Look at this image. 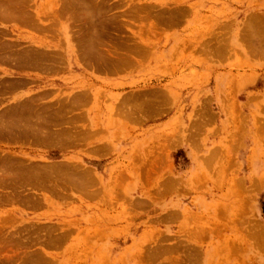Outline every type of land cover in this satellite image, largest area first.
I'll use <instances>...</instances> for the list:
<instances>
[{"label": "rangeland", "instance_id": "1", "mask_svg": "<svg viewBox=\"0 0 264 264\" xmlns=\"http://www.w3.org/2000/svg\"><path fill=\"white\" fill-rule=\"evenodd\" d=\"M0 264H264V0H0Z\"/></svg>", "mask_w": 264, "mask_h": 264}, {"label": "bare ground", "instance_id": "2", "mask_svg": "<svg viewBox=\"0 0 264 264\" xmlns=\"http://www.w3.org/2000/svg\"><path fill=\"white\" fill-rule=\"evenodd\" d=\"M3 2H4V1H3ZM5 2H6V1H5ZM11 2H13V1H11ZM15 2H16V1H15ZM19 3H20V2H19ZM15 4H17V3H15ZM3 5H4V4H3ZM19 5H20V4H19ZM96 5H97V4H96ZM9 6H10V5H9ZM12 6H13V5H12ZM14 8H15V7H14ZM94 8H96V7L94 6L93 9H94ZM10 9H11V8H10ZM93 9H91V10H93ZM2 10H4V9H2ZM7 10H8V9H7ZM12 10H13V9H12ZM17 10H18V9H17ZM20 10H21V9H20ZM94 10H95V9H94ZM94 10H93V11H94ZM18 11H19V10H18ZM12 12H13V11H12ZM89 12H90V10H89ZM96 12H98V11H96ZM1 13H2V12H1ZM2 14H3V13H2ZM9 14H10V13H9ZM19 14H20V13H19ZM24 14H25V13H24ZM1 16H2V15H1ZM7 16H8V15H6V17H7ZM84 16H85V15H84ZM2 17H3V16H2ZM8 17H9V16H8ZM22 17H23V14H22ZM22 17H20V18H22ZM3 19H4V18H3ZM9 19H10V18H9ZM23 19H24V17H23ZM95 19H96V18H95ZM172 19H173V17H172ZM18 20H19V19H18ZM90 20H91V19H90ZM21 22H22V21H21ZM102 26H103V24H102ZM102 26H101V27H102ZM95 33H96V32H95ZM96 34H97V33H96ZM97 35H98V34H97ZM96 37H97V36H96ZM97 38H98V37H97ZM97 38H94V39L96 40ZM91 41H93V40L91 39ZM91 43H92V42H91ZM90 45H91V44H90ZM92 45H93V44H92ZM92 45H91V46H92ZM91 46H90V47H91ZM88 49H91V48L88 47ZM108 53H109V52H108ZM11 57H14V56H11ZM9 58H10V57H9ZM97 58H98V57H97ZM73 104H74V103H73ZM81 104H82V103H81ZM75 105H76V104H75ZM77 105H78V104H77ZM81 115H82V114H81ZM2 117H3V116H2ZM39 118H40V117H39ZM37 120H38V119H37ZM38 121H39V120H38ZM38 121H37V122H38ZM44 121H45V120H44ZM45 122H46V121H45ZM38 123H40V121H39ZM38 123H36L35 125H31V126L29 125L28 127H24V129H25V130H23L24 134H26V135L29 134V135H31V136H38V135L41 136V135H42L43 137H47V136H48V131H46L45 129H44V131H43V128H44V127L41 126V127H42V128H41V127H40V124H38ZM42 125H44V124H42ZM79 129H80V128H79ZM63 137H64V136H63ZM71 137H72V136H71ZM56 138H57V137H56ZM68 139H69V138H68ZM72 139H73V138H72ZM64 164H65V163H64ZM64 164H63V165H64ZM65 166H66V165H65ZM68 169H69V168H68ZM85 169H87V168H85ZM89 169H90V168H89ZM91 169H92V168H91ZM83 170H84V169H83ZM83 170H82V173H83ZM85 171H86V170H85ZM87 171H88V169H87ZM87 171L83 173V174L86 175V176H85L86 179H87L88 176L90 177V175H91V173H90L89 171H88V172H87ZM68 172H69V171H68ZM87 173H88V174L90 173V174L88 175ZM71 175H73V174H71ZM87 175H88V176H87ZM79 176H80V175H79ZM70 177H71V176H70ZM71 178H72V177H71ZM73 178H75V177H73ZM89 179H91V178H89ZM76 181H78V180L76 179ZM92 182H93V181H92ZM79 184H80V183H79ZM81 184H82V183H81ZM55 186H56V185H55Z\"/></svg>", "mask_w": 264, "mask_h": 264}]
</instances>
